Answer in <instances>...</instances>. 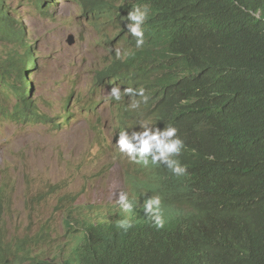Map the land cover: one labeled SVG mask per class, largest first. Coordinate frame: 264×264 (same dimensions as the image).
<instances>
[{"label": "trees", "instance_id": "trees-1", "mask_svg": "<svg viewBox=\"0 0 264 264\" xmlns=\"http://www.w3.org/2000/svg\"><path fill=\"white\" fill-rule=\"evenodd\" d=\"M81 1L85 14L111 16L114 11L122 23L134 8H149V43L162 49L142 46L132 54L140 66L131 81L154 83L160 100L173 89L189 99L191 104L173 111L185 134L181 139L214 159L185 160L187 175L170 173L163 194L184 201L195 213L209 211L210 221L224 229L220 251L203 255L189 245L177 249L165 234L181 242L206 227L183 232L168 226L175 221L168 219V227L156 231L143 215L122 238H106L99 257L88 264H264V0ZM52 3L33 0L41 14ZM8 8L0 0V44L7 47L0 54V113L46 122L33 114L29 77L37 68L36 55ZM11 97L15 103L9 111L4 102ZM3 216L0 205V257L15 258L25 242L3 243Z\"/></svg>", "mask_w": 264, "mask_h": 264}, {"label": "rangeland", "instance_id": "rangeland-1", "mask_svg": "<svg viewBox=\"0 0 264 264\" xmlns=\"http://www.w3.org/2000/svg\"><path fill=\"white\" fill-rule=\"evenodd\" d=\"M6 4L36 55L37 68L29 77L31 100L34 111L49 122L0 113V195L4 189L3 199L8 200L2 241L24 240L31 247L39 229H46L47 242L30 251L49 258L65 241L62 197L72 196L74 204L104 206L116 203L119 192L129 194L122 166L132 162L114 146L111 88L106 81L97 83L110 52H121L126 45L112 41L116 31L108 15L87 16L77 0H53L47 14L35 10L33 0ZM6 49L0 44V54ZM14 103L11 97L4 105L12 111ZM68 112L75 119L69 123L68 116L69 124L60 126ZM145 124L142 120L140 126Z\"/></svg>", "mask_w": 264, "mask_h": 264}, {"label": "clouds", "instance_id": "clouds-1", "mask_svg": "<svg viewBox=\"0 0 264 264\" xmlns=\"http://www.w3.org/2000/svg\"><path fill=\"white\" fill-rule=\"evenodd\" d=\"M81 3V0H77L84 13ZM148 14L149 8L145 5L134 8L126 17L128 21L124 23L118 20L114 11L111 16L108 13L104 15H108L116 31L112 41L125 44L126 48L121 52H110L109 63L97 74V83L106 81L111 88L109 95L112 97L115 122L114 146L132 162L131 167L128 164L122 166L129 184V194L119 192L116 203L104 206L74 204L72 196L62 197L59 201L63 211L61 227L65 241L57 246L56 254L47 258L30 251V248L47 242L46 229L41 228L34 236L33 246H24V251L17 253L15 258L0 257V264H88L99 257L101 245L106 238H122L128 229L140 224L143 215L149 218L157 228L156 231L164 230L170 225L179 227L183 232L187 228L196 231L206 227L205 230L187 235L181 242L177 237L165 234L168 244H174L177 249L189 245L200 254L211 256L222 248L223 226L210 221L212 215L209 211L195 213L184 201L173 200L163 194V185L170 173L177 177L187 175V168L183 165L185 160L204 163L213 162L214 159L181 139L185 134L175 122L173 111L191 104L189 99L180 96L181 92L173 89L166 93L165 99L160 100L157 99L154 83L131 81L139 73L140 66V63L133 62L132 54L142 46L154 50L162 49L159 43H149L145 22ZM129 98L134 102H129ZM33 114L36 118L37 113L34 110ZM68 116L72 118L69 122L71 123L76 114L68 112L61 118L60 126L69 124L65 123ZM142 120L146 124L140 126ZM131 170L134 174H131ZM2 194L0 205L4 212L8 201L3 199L4 189ZM168 219L175 221L165 226ZM42 227L49 226L47 224Z\"/></svg>", "mask_w": 264, "mask_h": 264}, {"label": "bare ground", "instance_id": "bare-ground-1", "mask_svg": "<svg viewBox=\"0 0 264 264\" xmlns=\"http://www.w3.org/2000/svg\"><path fill=\"white\" fill-rule=\"evenodd\" d=\"M204 105V104H203Z\"/></svg>", "mask_w": 264, "mask_h": 264}]
</instances>
